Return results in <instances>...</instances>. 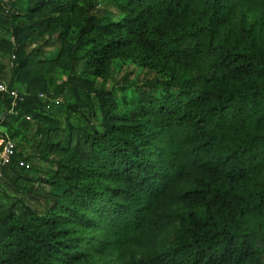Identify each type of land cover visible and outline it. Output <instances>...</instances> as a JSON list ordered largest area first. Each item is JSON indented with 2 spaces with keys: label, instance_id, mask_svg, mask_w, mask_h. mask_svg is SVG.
<instances>
[{
  "label": "trees",
  "instance_id": "obj_1",
  "mask_svg": "<svg viewBox=\"0 0 264 264\" xmlns=\"http://www.w3.org/2000/svg\"><path fill=\"white\" fill-rule=\"evenodd\" d=\"M0 84V264H264V0H0Z\"/></svg>",
  "mask_w": 264,
  "mask_h": 264
},
{
  "label": "built area",
  "instance_id": "obj_2",
  "mask_svg": "<svg viewBox=\"0 0 264 264\" xmlns=\"http://www.w3.org/2000/svg\"><path fill=\"white\" fill-rule=\"evenodd\" d=\"M5 2H8L10 0H4ZM0 91L2 92H7V88L6 85L4 84H0ZM12 95L16 96V92H12ZM41 97H43V95H40ZM0 147L2 148V151L0 153V176L2 174L1 168L8 165L13 156L15 155V145L11 142H5L4 140L0 139ZM20 166L24 167L25 163L22 161L20 162Z\"/></svg>",
  "mask_w": 264,
  "mask_h": 264
}]
</instances>
